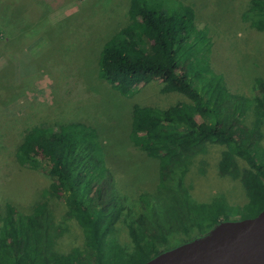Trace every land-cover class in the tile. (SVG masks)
Returning <instances> with one entry per match:
<instances>
[{"label": "trees", "instance_id": "1", "mask_svg": "<svg viewBox=\"0 0 264 264\" xmlns=\"http://www.w3.org/2000/svg\"><path fill=\"white\" fill-rule=\"evenodd\" d=\"M172 1L130 0L127 23L106 39L98 61L99 76L126 96L137 93L139 81L159 80L163 93L187 99L182 109L134 105L130 140L158 160L156 191L142 192L137 209L128 205V197L113 188L104 143L94 126H30L16 149L17 160L44 172L51 179L44 197H56L67 210L60 222L48 199L31 212L6 203L0 215V264H145L207 235L231 215L240 213L233 220H241L264 210V78L255 79L253 96L231 92L210 65L212 39L198 28L194 7ZM35 7L45 15L53 9L50 0H0V52L7 32L20 34L24 43L41 44V28L49 18L30 21ZM242 18L264 31V0H249ZM64 26L48 25L43 35ZM249 112L256 117L252 124L246 123ZM211 145L223 147L219 173L240 179L248 196L244 205L231 206L224 196L210 202L191 197L181 171ZM69 219L82 228L84 244L66 252L59 239ZM119 221L131 243L118 239ZM195 230L198 234L191 236Z\"/></svg>", "mask_w": 264, "mask_h": 264}, {"label": "rangeland", "instance_id": "2", "mask_svg": "<svg viewBox=\"0 0 264 264\" xmlns=\"http://www.w3.org/2000/svg\"><path fill=\"white\" fill-rule=\"evenodd\" d=\"M50 2L53 9L48 15L35 7L28 14L30 21L41 23L47 16L43 34L48 25L65 26L42 34L41 44L24 43L20 34H2L6 40L0 52V215L4 216L6 203L18 211L31 212L45 198L57 221H62L65 203L43 195L51 179L42 171L21 166L16 157L28 127L58 122H83L97 128L114 177L113 188L126 195L128 205L137 209L139 195L157 189L158 160L131 143L134 105L182 109L187 99L179 93H163L159 80L139 81L137 93L129 97L99 76L102 46L115 29L127 23L130 0ZM181 2L194 7L198 28L212 39V69L225 79L231 92L253 96L255 79L264 78V31L242 18L249 0L177 1ZM255 118L249 112L246 123L252 124ZM222 150V146L211 145L207 153L192 158L181 171L184 184L191 197L200 202L224 196L231 206L239 207L248 196L240 179L220 175ZM240 165L245 166L244 161ZM241 216L231 215L230 220ZM116 227L118 239L131 243L125 224L119 221ZM63 228L61 251L84 244L82 228L75 220H67ZM196 234L197 230L191 236Z\"/></svg>", "mask_w": 264, "mask_h": 264}, {"label": "water", "instance_id": "3", "mask_svg": "<svg viewBox=\"0 0 264 264\" xmlns=\"http://www.w3.org/2000/svg\"><path fill=\"white\" fill-rule=\"evenodd\" d=\"M145 264H264V210L251 218L223 220L207 235Z\"/></svg>", "mask_w": 264, "mask_h": 264}]
</instances>
